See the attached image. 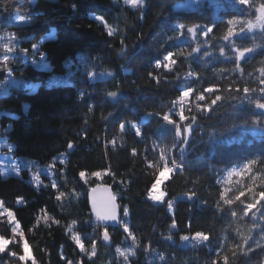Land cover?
<instances>
[{"label":"trees","instance_id":"trees-1","mask_svg":"<svg viewBox=\"0 0 264 264\" xmlns=\"http://www.w3.org/2000/svg\"><path fill=\"white\" fill-rule=\"evenodd\" d=\"M181 1L0 0V59H12L18 80L0 95V136L13 157L31 161L23 176L0 170V236L11 241L0 264H225V256L228 264H264V202L244 213L264 191V109L255 106L264 103V25L247 27L264 0H197L176 10ZM229 27L233 36L225 40ZM244 47L253 51L237 61ZM169 52L171 70L156 68ZM216 95L222 99L211 105ZM165 113L192 125L188 140H178ZM173 159L166 197L148 199ZM41 167L48 172L36 186L30 172ZM98 183L118 198L116 226L102 227L89 212L87 193ZM2 211L12 213L17 233ZM105 229L110 243L101 239ZM198 231L209 240L191 239ZM25 242L32 260L23 262Z\"/></svg>","mask_w":264,"mask_h":264},{"label":"snow or ice","instance_id":"snow-or-ice-1","mask_svg":"<svg viewBox=\"0 0 264 264\" xmlns=\"http://www.w3.org/2000/svg\"><path fill=\"white\" fill-rule=\"evenodd\" d=\"M127 3H130V4H136L137 3V0H126ZM239 4L240 5H246L248 4V0H238ZM257 12L261 13V15L258 17V20L264 22V4H261L258 8H257ZM100 18L97 17V20H99ZM229 25H231L233 23L232 20H229L228 21ZM254 25L249 22L247 27L249 30H251V28L253 27ZM183 27V26H181ZM193 31L192 28H188V32L191 33ZM209 32L212 31L211 28L208 29ZM109 35H112L111 32H109ZM233 36V29L231 27L228 28V31H227V35L224 36V39L225 40H228L229 37ZM9 52L12 51L11 48H8L7 49ZM193 52H196L197 49L196 48H193L192 49ZM224 48H221L220 49V52L221 54L224 53ZM253 49L252 48H247V47H244V48H237L236 49V60L239 61L241 59V57H243L245 55V53H250L252 52ZM41 56L43 57V54L41 53ZM173 57V53L169 52L167 55H165L163 57V60L165 61V63H161V61L157 60L156 61V64H155V67L156 68H161L163 67L164 69H169L171 70V66L174 65L176 63L175 60L172 59ZM262 72H264V69L261 70ZM92 73H89V76H91ZM151 75V73L149 74ZM189 76H193L195 75V73L193 72H189L188 73ZM260 84L264 85V79H261L260 80ZM205 92H208V93H212L214 91L213 88H207L204 90ZM244 93H248L250 91L249 88L245 87L243 89ZM192 92V89L189 88L187 89L186 91H183L181 92L180 94V100H181V103H183V100L184 98L188 97L189 94ZM260 92L261 93H264V87L260 88ZM107 95L109 97H116L118 95V93L116 91H110L107 93ZM199 100L203 101L204 100V96L203 95H200L198 97ZM222 97L220 95H216L215 96V99L211 101V105H216L218 101H221ZM257 108H260V109H264V103H261L259 101L256 102V105H255ZM202 106L201 105H197V108H201ZM204 108H208L209 106L207 104H205L203 106ZM149 115H157V113H149ZM162 119L164 122H166L167 124H171L174 128H175V135L176 137L178 138V140H188L190 137L188 135H185L187 133L190 132V129H191V124H189L188 126H182L181 124L177 123L176 121L173 120L172 116L169 115L168 113H165L163 114L162 116ZM186 119H188V117H186L184 115V111L183 109L180 111L179 113V120L180 121H185ZM197 117L196 116H192L191 117V121L193 123H195ZM133 128H135L136 130V135L138 137H141L142 136V130L140 127L136 126V125H131ZM120 128L121 130H124L125 129V124H121L120 125ZM178 147H181L182 148V145H180L179 143L177 144ZM69 148H72L73 145L70 143L68 145ZM183 151V150H182ZM133 153L135 154V149H133ZM160 159L161 160H165V155L162 154L160 156ZM171 163L176 166V161L175 160H172ZM245 168H248V165H245ZM174 171V168L172 167H169L168 166V162L165 161L164 163V166H163V169L160 170L158 172V174L155 176L153 182L151 183V186L148 188L147 190V198L154 201V202H162L164 200V198L166 197L167 193L163 190H161L162 186L167 182V180L169 179V173H172ZM80 177L83 179L85 177V172L81 171L79 173ZM93 176H101L102 173L100 172H93L92 173ZM53 187L55 188L56 185L54 184ZM97 189H92L91 191L92 192H95ZM105 191H107V189H105ZM249 192L253 191L251 188L248 189ZM195 194L194 193H190L189 196H188V199H191ZM61 196H63V193H61ZM245 196V192L241 191L239 192V194L236 196V200L237 201H240L241 200V197H244ZM220 197L224 200V203L226 205H232L233 204V200L231 199H226L225 198V193L222 191L220 192ZM57 199H60V197H57ZM255 199V203H248L245 205L244 207V213L245 214H248L251 210L253 209H257L258 210V205L261 204V202H264V191H261L258 193V196L254 197ZM115 200H116V196L114 195H111L109 194V196L107 197V200L105 202H103V214L101 213V211L97 210V202L95 199L92 200V210L94 212H96V215L98 216L99 219H102V220H113L115 221L116 220V215H115ZM169 209L171 210L172 209V203L169 202ZM254 214V213H253ZM7 215L9 217L12 216V213L11 212H8ZM128 215V209L127 207L124 208V216H127ZM237 213L235 211L232 212V216H236ZM76 223V221H72V224L74 225ZM176 226V221L173 220V223H172V227H175ZM69 229L71 230V225H69ZM13 231H16L15 229H13ZM123 231L125 233H127L129 236H131V232L129 231V228L127 226V224H125L124 226V229ZM209 235L204 233V232H196L194 234L193 237H191V239L193 240H197L199 242H204V241H208L209 240ZM22 239V237H21ZM73 239L76 240L77 244L80 245V237L79 236H73ZM109 234L107 232V230L105 229L104 233H103V240L104 241H109ZM181 239L182 240H189L190 237L187 236V235H183L181 236ZM11 241H9L8 239L6 238H3V237H0V253H3L5 252L6 250V246L10 243ZM93 246L95 248V241L93 242ZM83 247L81 246V251H83ZM23 251H24V254L21 255L19 257V259L21 261H26L29 259L30 257V253H29V246L28 244L25 242L23 243ZM117 251L119 252L120 249H117ZM11 255L15 256L16 254L15 253H11ZM121 255H123V253H121ZM125 259H127V257H125ZM161 259H163V256H161ZM224 261H225V264H228V257L225 256L224 257ZM33 264H35V261H33ZM71 264V262H70ZM213 264H216L215 261H213Z\"/></svg>","mask_w":264,"mask_h":264},{"label":"rangeland","instance_id":"rangeland-1","mask_svg":"<svg viewBox=\"0 0 264 264\" xmlns=\"http://www.w3.org/2000/svg\"><path fill=\"white\" fill-rule=\"evenodd\" d=\"M197 3V0H185L181 1L175 4L174 8L176 10H181V9H188V8H194ZM130 4V3H129ZM143 4V0H137L136 4H131L133 6H138ZM261 15V13L258 12L256 19L252 22L254 25L251 30L253 29H261V27L264 25V22L258 20V17ZM13 61L12 59L6 58V59H0V74L4 73L5 76L3 78V81L1 83L3 85L7 86V83L12 84V83H17L18 80L13 77L11 74V67H13ZM41 66H45L44 63L41 64ZM7 82V83H6ZM187 120L182 121L180 123H185ZM189 135V133H187ZM186 134V135H187ZM11 145L4 140L0 136V170L3 175H19L23 176V171L22 169L25 167H30L31 166V161L27 158H16L13 157L12 152H11ZM239 170H232L230 174H233L234 172H238ZM48 172L47 168H40L38 172H35L34 170H31L30 176L31 180L33 181L34 185H39L41 182V178L39 174H46ZM169 175V174H168ZM162 189V188H161ZM2 210V209H0ZM169 212L172 214L173 213V208ZM7 211H2L1 214H4L9 221L10 224H12L13 228L16 230L15 232L17 233V224L14 220V218L11 216L9 217L7 215ZM1 237V236H0ZM4 238V237H3ZM8 246V245H7ZM6 246V248H7ZM24 252V251H23ZM4 253V252H3ZM30 253V249H29ZM2 254V253H0ZM32 260L31 258V253L30 257L28 260ZM23 261V262H26Z\"/></svg>","mask_w":264,"mask_h":264},{"label":"water","instance_id":"water-1","mask_svg":"<svg viewBox=\"0 0 264 264\" xmlns=\"http://www.w3.org/2000/svg\"><path fill=\"white\" fill-rule=\"evenodd\" d=\"M92 189H97V190L95 192H92L91 191ZM105 189H107V191H105ZM109 194L115 196L113 188L108 184H102V183H98L95 186L91 187L87 193L89 212L92 215V217L94 218V220L96 222H98L102 227L116 226L118 224V221H119V203H118L117 197L115 200V205H116V207H115L116 220L115 221L99 219L98 216L96 215V212H94L92 210V200L95 199L97 202V210L101 211V213L103 214V211H104L103 210V202H105L107 200V197L109 196ZM103 233H102V238H101L102 241L104 243H110L111 242L110 239H109V241L103 240ZM109 238H110V235H109Z\"/></svg>","mask_w":264,"mask_h":264},{"label":"built area","instance_id":"built-area-1","mask_svg":"<svg viewBox=\"0 0 264 264\" xmlns=\"http://www.w3.org/2000/svg\"><path fill=\"white\" fill-rule=\"evenodd\" d=\"M6 88L7 86L6 85H3L2 83H0V95L1 94H5L6 92ZM187 120V119H186ZM180 124V123H179ZM174 160V159H173ZM176 165H177V162H176ZM170 167L172 168H175V166L173 164L170 165Z\"/></svg>","mask_w":264,"mask_h":264}]
</instances>
